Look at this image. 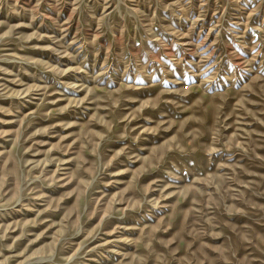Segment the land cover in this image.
Returning <instances> with one entry per match:
<instances>
[{"label":"rangeland","instance_id":"374dc122","mask_svg":"<svg viewBox=\"0 0 264 264\" xmlns=\"http://www.w3.org/2000/svg\"><path fill=\"white\" fill-rule=\"evenodd\" d=\"M0 264H264V0H0Z\"/></svg>","mask_w":264,"mask_h":264}]
</instances>
